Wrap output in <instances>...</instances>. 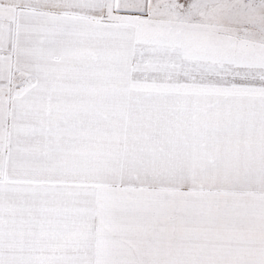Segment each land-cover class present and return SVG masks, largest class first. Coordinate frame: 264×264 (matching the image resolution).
Wrapping results in <instances>:
<instances>
[{
    "label": "snow or ice",
    "instance_id": "snow-or-ice-1",
    "mask_svg": "<svg viewBox=\"0 0 264 264\" xmlns=\"http://www.w3.org/2000/svg\"><path fill=\"white\" fill-rule=\"evenodd\" d=\"M0 264H264V0H0Z\"/></svg>",
    "mask_w": 264,
    "mask_h": 264
}]
</instances>
